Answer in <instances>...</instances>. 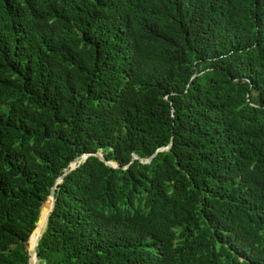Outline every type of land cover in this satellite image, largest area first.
I'll list each match as a JSON object with an SVG mask.
<instances>
[{
	"label": "trees",
	"instance_id": "obj_1",
	"mask_svg": "<svg viewBox=\"0 0 264 264\" xmlns=\"http://www.w3.org/2000/svg\"><path fill=\"white\" fill-rule=\"evenodd\" d=\"M63 173L36 264H264V0H0V264Z\"/></svg>",
	"mask_w": 264,
	"mask_h": 264
},
{
	"label": "water",
	"instance_id": "obj_2",
	"mask_svg": "<svg viewBox=\"0 0 264 264\" xmlns=\"http://www.w3.org/2000/svg\"><path fill=\"white\" fill-rule=\"evenodd\" d=\"M170 145V142L166 145V146H163V147H159L157 148L149 157L145 158V159H139L135 154H132L131 155V159H135V158H138L140 162L142 163H147L151 157L157 152V151H160V150H166ZM102 154H103V151H97L95 153H93L92 155L96 156L99 160H102L104 161L105 164L109 165V166H112V167H117V163L116 161H105L102 157ZM88 153L86 154H82L81 156H77L75 157L70 163H69V170L74 168V166L76 165V163H78L80 161V159H83L85 157H87ZM125 166H123L122 168H124ZM67 171H65L66 173ZM64 175V173L60 176H58L53 185L50 187V191H49V195H48V198H47V203H46V206H47V213L45 215V218H44V221H43V224H42V227L39 229V232L36 234V237H35V240H34V243L33 244H30V241H29V237L30 235L35 231V229H37V223L40 221L39 220V215L37 217V219L35 220L34 222V226L28 236V239H27V254H28V264H36V255H35V245H36V242H37V239H38V236L41 234V232L43 231L44 229V226H45V223H46V219H47V216H48V213L52 207V204H53V192L54 190L58 187V184L62 178V176Z\"/></svg>",
	"mask_w": 264,
	"mask_h": 264
},
{
	"label": "bare ground",
	"instance_id": "obj_3",
	"mask_svg": "<svg viewBox=\"0 0 264 264\" xmlns=\"http://www.w3.org/2000/svg\"><path fill=\"white\" fill-rule=\"evenodd\" d=\"M46 213H47V211L45 212L44 217H42V219L39 221V223L37 225V229H35V232L32 233L33 236L32 235L30 236V240H29L30 241V244H33L34 243L36 234L39 232V229L42 227V224H43V221H44V218H45Z\"/></svg>",
	"mask_w": 264,
	"mask_h": 264
}]
</instances>
